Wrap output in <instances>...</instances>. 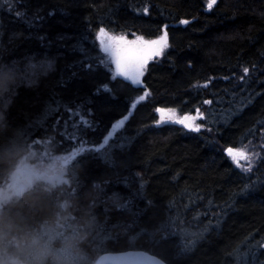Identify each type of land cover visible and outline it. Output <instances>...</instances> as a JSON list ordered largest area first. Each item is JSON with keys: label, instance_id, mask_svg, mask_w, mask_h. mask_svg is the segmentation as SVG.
I'll list each match as a JSON object with an SVG mask.
<instances>
[{"label": "trees", "instance_id": "16d2710c", "mask_svg": "<svg viewBox=\"0 0 264 264\" xmlns=\"http://www.w3.org/2000/svg\"><path fill=\"white\" fill-rule=\"evenodd\" d=\"M206 3L0 0V187L31 150L70 154L66 181H38L1 207L0 264H93L127 250L166 264H264V172L245 173L225 153L264 137V0ZM101 26L145 39L167 26L169 44L107 156L93 148L142 92L98 64ZM70 107L92 125L77 140ZM157 107L198 108L204 130L157 126Z\"/></svg>", "mask_w": 264, "mask_h": 264}, {"label": "snow or ice", "instance_id": "6c2138e0", "mask_svg": "<svg viewBox=\"0 0 264 264\" xmlns=\"http://www.w3.org/2000/svg\"><path fill=\"white\" fill-rule=\"evenodd\" d=\"M5 2L14 3L15 0H5ZM217 3L218 0H207L206 10L211 11ZM143 11L146 14L148 9L145 8ZM15 15L17 17H23L26 14L16 11ZM42 19L43 17L37 15L34 20L29 22V25L32 26ZM189 22L188 20L181 21L182 24H188ZM166 27L163 34L156 39H145L143 36H136L134 39L129 40L126 35H115L113 31H110L104 26L99 27L96 31L94 43L96 49L101 54L98 64L112 73L111 79L115 80L118 77H122L124 81H128L131 85L136 86L142 94L138 98H135V102L130 103V110L113 126L112 133H109L103 139L100 146L93 148L94 152H98L102 156H107L109 150L119 143L118 139H113V133L122 129L134 115V110L137 106L150 96V91L144 87L143 76L147 70L149 61L162 56L165 49L169 47ZM40 39H44V37H40ZM78 50L85 51L82 47ZM112 65H114V69ZM51 66L50 63L47 65L42 64L41 68L50 69ZM87 68L91 71L93 63L87 64ZM249 71L250 69L248 67H244L242 69L243 74L239 79L244 80ZM202 86L207 87L208 84L206 83ZM100 91L110 92L111 89L107 85H103L98 89V92ZM204 103L211 104L212 101L206 100ZM67 111L69 113V120L65 121V124H71L73 129V132L68 134L69 139L77 140L76 132H82L84 129L92 126L91 122L87 119L89 113L82 114L79 110H74L71 107ZM155 112L159 116L158 120L155 121L157 125L165 123L178 124L192 132H200L201 128L204 127V125L196 123L197 120L204 119L203 114L198 108L195 110V115L184 114L180 116L177 115L176 109L165 107H157ZM225 152L235 166L245 172L252 171L253 159H264V157H258L254 152L250 153L243 145L235 148L230 146L226 148ZM242 161L245 163L242 164Z\"/></svg>", "mask_w": 264, "mask_h": 264}, {"label": "rangeland", "instance_id": "374dc122", "mask_svg": "<svg viewBox=\"0 0 264 264\" xmlns=\"http://www.w3.org/2000/svg\"><path fill=\"white\" fill-rule=\"evenodd\" d=\"M115 35H126L127 39L129 40H132L136 36H138L136 34H115ZM161 57L162 56L157 57L154 60L149 61V63L158 60ZM112 68L114 69V65H112ZM177 115L179 114L177 113ZM196 123L204 125V119L197 120ZM166 124H171V123H165L159 125L156 124V125L163 126ZM201 130H204V127H202ZM245 147L246 150H248L250 153L254 152L257 154L258 157H264V137L263 138L261 137L260 140H258L256 143L254 142L249 143ZM69 156L70 154L66 156L53 155L52 153L50 154L48 152L31 150L28 155L24 156L20 160L16 169L11 173L9 182L6 183L4 187H0V209L4 204L8 203L9 201L15 198H18L22 194V192L31 188L38 181H44L51 185H55L57 183H63L64 181H66L68 174V167L70 165V162L68 161ZM229 160L231 161L230 158ZM231 163L235 168L243 171L241 168L236 167L232 161ZM243 163L245 162L242 161V164ZM252 164H253V169L251 172H245V171L243 172L249 174H258L260 172L262 173L264 172V159H253Z\"/></svg>", "mask_w": 264, "mask_h": 264}, {"label": "water", "instance_id": "95a60500", "mask_svg": "<svg viewBox=\"0 0 264 264\" xmlns=\"http://www.w3.org/2000/svg\"><path fill=\"white\" fill-rule=\"evenodd\" d=\"M118 78L123 80L122 77H118ZM93 264H166V263L160 258L148 252L142 250H127L123 252H106L100 255Z\"/></svg>", "mask_w": 264, "mask_h": 264}, {"label": "clouds", "instance_id": "9594fccd", "mask_svg": "<svg viewBox=\"0 0 264 264\" xmlns=\"http://www.w3.org/2000/svg\"><path fill=\"white\" fill-rule=\"evenodd\" d=\"M34 243H38V241H34Z\"/></svg>", "mask_w": 264, "mask_h": 264}]
</instances>
